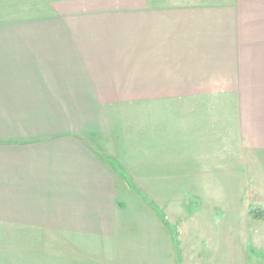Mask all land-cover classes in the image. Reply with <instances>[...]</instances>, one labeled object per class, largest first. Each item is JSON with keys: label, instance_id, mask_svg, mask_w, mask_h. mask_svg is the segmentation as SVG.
Segmentation results:
<instances>
[{"label": "crops", "instance_id": "1", "mask_svg": "<svg viewBox=\"0 0 264 264\" xmlns=\"http://www.w3.org/2000/svg\"><path fill=\"white\" fill-rule=\"evenodd\" d=\"M178 136L264 160V0H0V230L42 252L12 264H179L164 220L130 243L115 204Z\"/></svg>", "mask_w": 264, "mask_h": 264}, {"label": "rangeland", "instance_id": "2", "mask_svg": "<svg viewBox=\"0 0 264 264\" xmlns=\"http://www.w3.org/2000/svg\"><path fill=\"white\" fill-rule=\"evenodd\" d=\"M192 137L178 136L173 142L177 152L167 151L168 145L157 152L147 150L140 165L137 153H133V163L126 172L128 190L115 202L124 210L128 223L121 238L134 242L144 224L141 235L151 240L150 219L160 224L164 220L168 226L161 224L163 241L170 243L179 264H264V160L254 168L245 151L211 153L178 145L211 146L210 137L196 141ZM202 177L204 184L199 183ZM7 203L0 201V212L9 209ZM252 211H260L262 216ZM31 234L0 230V264H12L17 246L32 249ZM45 235L47 248L56 245V235ZM26 239L30 241L26 243ZM131 248L138 250L135 244ZM32 250L38 251L34 253L37 257L42 253L39 248ZM50 252L44 253L46 259H56ZM88 253V258L80 256L70 264H100L96 255ZM62 256L71 259L67 251Z\"/></svg>", "mask_w": 264, "mask_h": 264}, {"label": "trees", "instance_id": "3", "mask_svg": "<svg viewBox=\"0 0 264 264\" xmlns=\"http://www.w3.org/2000/svg\"><path fill=\"white\" fill-rule=\"evenodd\" d=\"M250 213H253L254 215L257 214V217H258V216H262V212H260V211H257V212L252 211V212H250Z\"/></svg>", "mask_w": 264, "mask_h": 264}]
</instances>
